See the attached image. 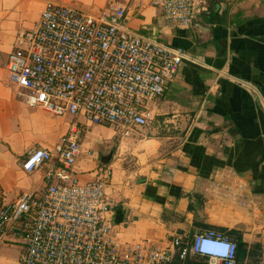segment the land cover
<instances>
[{"label": "crops", "instance_id": "crops-1", "mask_svg": "<svg viewBox=\"0 0 264 264\" xmlns=\"http://www.w3.org/2000/svg\"><path fill=\"white\" fill-rule=\"evenodd\" d=\"M47 1L92 15L107 3L0 0V205L45 187L42 170L27 173L21 160L31 147H53L71 121L27 107L6 68L16 35ZM126 11L133 31L182 47L195 61L179 66L142 132L87 127L79 179H93L99 165L111 168L105 216L123 241H189L215 228L245 243L236 264H264V0H196L187 28L168 25L153 0H133ZM5 239L0 264H19L20 239Z\"/></svg>", "mask_w": 264, "mask_h": 264}, {"label": "built area", "instance_id": "built-area-1", "mask_svg": "<svg viewBox=\"0 0 264 264\" xmlns=\"http://www.w3.org/2000/svg\"><path fill=\"white\" fill-rule=\"evenodd\" d=\"M132 1L107 0L96 15L47 1L33 26L15 37L6 68L21 101L71 118L58 143L31 147L21 160L27 173L42 170L45 187L0 205V244L20 239L19 264H184L189 256L237 263L236 239L215 228L189 241H123L105 216L111 168L99 165L93 179H79L75 163L87 127L142 132L179 66L195 61L182 47L133 31L126 21ZM195 2L153 0L168 25L183 28L193 23Z\"/></svg>", "mask_w": 264, "mask_h": 264}, {"label": "trees", "instance_id": "trees-1", "mask_svg": "<svg viewBox=\"0 0 264 264\" xmlns=\"http://www.w3.org/2000/svg\"><path fill=\"white\" fill-rule=\"evenodd\" d=\"M237 251L236 254H242L244 251L245 243L238 237L236 238ZM184 264H205L204 259L197 256L187 257Z\"/></svg>", "mask_w": 264, "mask_h": 264}]
</instances>
